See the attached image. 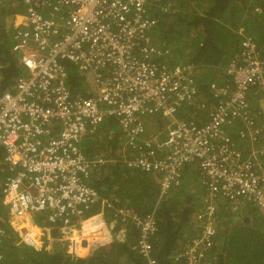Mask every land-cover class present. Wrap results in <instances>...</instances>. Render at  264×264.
<instances>
[{"label": "built area", "instance_id": "built-area-1", "mask_svg": "<svg viewBox=\"0 0 264 264\" xmlns=\"http://www.w3.org/2000/svg\"><path fill=\"white\" fill-rule=\"evenodd\" d=\"M12 1L0 0V7L16 6ZM160 1L20 0L24 11L11 15L12 52L23 73L13 89L0 91L1 203L12 224L40 215L45 224L38 228L47 231L48 240L64 243L73 240L84 221L95 219L88 234L95 242L104 211L89 212L102 203L115 221L138 229L133 249L156 264L151 257L159 229L156 208L190 165L199 171L204 192L191 220L196 233L175 259L206 264L219 232L220 199L231 212L247 202L264 211V51L239 26L240 50L222 69L231 84L212 82L214 100L192 104L199 95L198 69L169 65L162 59L167 51L152 40V9ZM69 65L86 74L85 88H70ZM191 104L207 111L206 122L178 116ZM155 115L163 121L150 128L146 119ZM109 116L118 121L123 148L131 154L126 165L158 176L156 204L148 213L116 206L90 184L93 168L108 157L91 159L83 139ZM234 132L250 144L248 153L236 145ZM23 226L21 241L39 248L45 235ZM6 235L0 225V260Z\"/></svg>", "mask_w": 264, "mask_h": 264}, {"label": "trees", "instance_id": "trees-1", "mask_svg": "<svg viewBox=\"0 0 264 264\" xmlns=\"http://www.w3.org/2000/svg\"><path fill=\"white\" fill-rule=\"evenodd\" d=\"M4 9L0 14V63L3 65L0 91L13 89L17 77L23 73L11 50L13 30ZM152 15L156 19L151 31L152 40L167 51V56L162 59L172 66L188 63L198 69L199 95L192 104L204 98L208 104L214 100L209 92L212 82L231 84L222 69L240 50L242 39L238 34L239 26L243 25L258 48L264 51V0H162L152 9ZM67 82L75 92L82 86L86 87L85 77L73 65H69ZM192 104L185 105L178 116L198 124L206 122L207 111L197 109ZM146 120L151 123L163 121L162 117L156 115ZM118 125V121L109 116L93 134L83 139V150L91 159L103 154L108 157V162L93 168L90 184L98 190L102 199L112 200L116 206L124 205L134 212L145 214L156 204L158 176L126 165L131 154L123 148L124 137ZM232 137L239 148L245 153L249 152L250 144L242 142L235 132ZM4 156L5 149L0 146V166ZM181 171L180 185L172 187L170 195L156 208L159 229L153 241L151 256L157 261L156 264L185 262L181 258L175 259L182 248L179 240L186 227H193L191 220L200 199L186 189L191 181L193 185L190 187L195 185L196 189H204L199 183V171L195 167L188 165ZM2 179L4 173L0 171V182ZM1 183L0 201L3 198ZM224 201L226 199L218 201L222 209L218 214L219 232L214 237L212 250L208 251L205 263L264 264L263 209L247 202L238 211L231 212ZM102 206V203L93 206L89 215L100 212ZM103 211L104 226L100 224L99 239L95 238V242L98 241L97 244L93 243L94 248L89 256L73 255L68 252L66 242L60 241L54 244L51 251L17 246L14 236L8 235L5 240L6 256L0 260V264H149L145 257L133 249L139 238L138 229L115 221L111 208L106 207ZM4 213L0 202V224L3 223L9 229V224L3 219ZM192 231L191 236L196 233Z\"/></svg>", "mask_w": 264, "mask_h": 264}, {"label": "crops", "instance_id": "crops-1", "mask_svg": "<svg viewBox=\"0 0 264 264\" xmlns=\"http://www.w3.org/2000/svg\"><path fill=\"white\" fill-rule=\"evenodd\" d=\"M12 2H15L16 5L18 6V8L23 11V6L20 3V0H13ZM20 20H21V17L18 18L17 22H19ZM8 21L13 22L12 19H8ZM157 190H158V183H157ZM171 192H172V190H171ZM191 193H194V195H196V197L199 196V198H200L202 196V194H203V190L201 188H198V189L195 188V190H192ZM25 218H27V220H26L25 223H23L19 219H15L14 223L12 224V226H10L9 229L6 228L7 237H8V235H13L14 236V239H16V237L18 236L17 233L20 231L21 227L24 224L26 226H28V227H33L31 225V223L34 222L36 219L33 218V217H25ZM92 223H94V224L96 223L97 224V222L95 220H92V221H84L82 223L81 228L77 231V233H75V237L74 238L76 240H74L72 242V244H73L72 245V247H73L72 248V252L76 256H80V257H87V256H89L92 253L93 248H94L93 247L94 246L93 243L97 244V241H98L99 237L97 236L98 239H97L96 242H92L91 241V238H90L91 236L88 235L90 229L92 230V228H93V225L94 224H92ZM105 227H107V226H105ZM191 233H193L192 227H186L184 229V233L180 237V240H179V243L181 244V246L183 245V243L185 242V240L192 235ZM48 243H49V245L50 244L52 245V241H49Z\"/></svg>", "mask_w": 264, "mask_h": 264}, {"label": "clouds", "instance_id": "clouds-1", "mask_svg": "<svg viewBox=\"0 0 264 264\" xmlns=\"http://www.w3.org/2000/svg\"><path fill=\"white\" fill-rule=\"evenodd\" d=\"M7 6V5H6ZM5 8V6H3V7H0V14H2L3 12H2V10ZM16 10H18L17 8H15V7H13L12 5H8L7 6V8L6 9H4V12L5 13H7V17H8V19H12L13 20V18H12V14L13 13H15V11ZM11 27H12V30H14V28H13V22H11ZM12 40H13V38H12ZM11 50H12V48H11ZM13 53V52H12ZM14 54V53H13ZM15 55V54H14ZM16 58H17V60L19 61V59H18V57L17 56H15ZM19 64L21 65V67H22V69H23V66H22V64L19 62ZM0 65H1V70H2V68H3V65L0 63ZM0 70V71H1ZM21 75V74H20ZM0 77H1V72H0ZM18 78V77H17ZM148 123H150V128H154L155 127V125H154V123H151V122H148ZM150 130H152V129H150ZM3 160H4V158H3ZM3 166V161L1 162V166H0V171H1V167ZM1 183V182H0ZM2 187V186H1ZM1 202V201H0ZM2 204V203H1ZM2 206H3V208H4V210H5V213H4V218L3 219H5L6 220V222L9 224V226H12V223L10 222L11 221V217H10V215H9V213H8V208L7 207H5L3 204H2ZM101 210H103V209H101ZM100 210V211H101ZM33 217V216H32ZM26 220H27V218H24V219H22V222L23 223H25L26 222ZM95 220V219H94ZM37 221V222H36ZM36 221H34V222H32L31 223V225L32 226H35L36 228H37V231H41L45 236H44V242H43V244L38 248V247H34V246H31V245H28V244H26V243H24V242H22L21 241V231H23L26 227L25 226H22L21 227V229H20V231L17 233L18 234V236L16 237V239H14V243H15V245H17V246H27V247H30V248H33V249H36V250H41V249H43V248H46V249H48V250H52L53 248H54V244L58 241V240H54V239H52L51 241H52V245L50 244L49 245V240H48V238H47V231H43V230H40L38 227H40V228H42V227H44V225L43 224H45L44 223V221H43V219L40 217V215L39 216H37V218H36ZM35 225H34V224ZM0 225H2V227H4L5 229H6V226L3 224V223H1ZM25 225V224H24ZM56 231H54V233H55ZM51 233H52V231H51ZM6 234H7V232H6ZM59 234V232H56L55 234H53V235H58ZM7 239V235H6V238H5V240ZM48 243V244H47ZM67 243V242H66ZM68 250V249H67ZM3 251H4V253H5V241H4V244H3ZM68 252H70V253H72L73 255H75L72 251H69L68 250ZM5 256H6V253H5Z\"/></svg>", "mask_w": 264, "mask_h": 264}, {"label": "rangeland", "instance_id": "rangeland-1", "mask_svg": "<svg viewBox=\"0 0 264 264\" xmlns=\"http://www.w3.org/2000/svg\"><path fill=\"white\" fill-rule=\"evenodd\" d=\"M21 3V2H20ZM22 4V3H21ZM23 6V5H22ZM24 6H23V11H24ZM22 11V10H21ZM22 11V12H23ZM82 76H84L85 78H86V74H84V73H81V72H79ZM180 112V111H179ZM179 114V113H178ZM192 184V181L190 182V184L187 186V191H188V193H191V191L192 190H195V185L193 186V187H190V185ZM193 185V184H192ZM92 220H94V219H90V220H88V221H92ZM92 224H94V223H92ZM51 236V235H50ZM53 237H57L56 235H52ZM74 237H75V235H74ZM91 238V237H90ZM70 239H73V240H66L67 241V243H66V245H67V249L69 250V251H72V242L71 241H74V240H76L75 238H70Z\"/></svg>", "mask_w": 264, "mask_h": 264}, {"label": "flooded vegetation", "instance_id": "flooded-vegetation-1", "mask_svg": "<svg viewBox=\"0 0 264 264\" xmlns=\"http://www.w3.org/2000/svg\"><path fill=\"white\" fill-rule=\"evenodd\" d=\"M6 5H7V6H8V5H10V2H8L7 4H5V6H6ZM13 7H15V8H17V9H18V10H16V11H15V13H16V12H21V10L18 8V6H17V5H16V6H13ZM13 16H14V15H13Z\"/></svg>", "mask_w": 264, "mask_h": 264}, {"label": "bare ground", "instance_id": "bare-ground-1", "mask_svg": "<svg viewBox=\"0 0 264 264\" xmlns=\"http://www.w3.org/2000/svg\"><path fill=\"white\" fill-rule=\"evenodd\" d=\"M70 84V83H69Z\"/></svg>", "mask_w": 264, "mask_h": 264}]
</instances>
